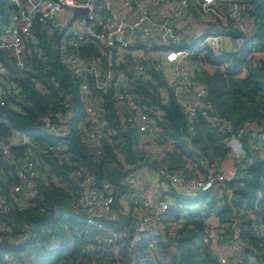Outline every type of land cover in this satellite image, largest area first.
Listing matches in <instances>:
<instances>
[{"label": "trees", "instance_id": "1", "mask_svg": "<svg viewBox=\"0 0 264 264\" xmlns=\"http://www.w3.org/2000/svg\"><path fill=\"white\" fill-rule=\"evenodd\" d=\"M238 2L245 8V13L254 18L252 33L244 37L234 51L214 54L206 50L204 60L213 71L204 69L196 74L194 80L205 86L207 100L214 108L212 114L229 121L234 131L245 123H254L256 129L263 131L264 0ZM14 10V0H0V26L9 21V15ZM31 34L34 40H28L26 48L29 52L27 62L33 65L35 71L34 81L31 78L21 80L13 63L9 65L13 79L23 86L24 96L21 112L8 107L0 108V137L8 142L16 133H26L34 141L61 143L71 153L72 159L94 172L99 181L106 179L121 194L127 192L128 187L122 182L129 179L142 162L136 153L139 139L136 130L129 127L124 130L121 126L110 92L96 93L102 98L98 115L107 121L106 133L114 131V134L108 135L110 144L106 134L103 136L102 146L106 156L102 158V163L106 167L100 169L93 162L94 148H88L82 140L83 130L78 128V121L83 117L78 93L80 78L72 77L61 61L59 33H49L41 22L35 20ZM75 51L89 62L102 58L99 47L91 42ZM101 62L102 68H106L105 60ZM45 67H48L47 71ZM149 72L155 77L156 85L151 81L138 80L132 90L142 101L149 100L163 108V121L157 120L156 124L161 135L172 142V148L163 160L167 176L162 178V183L172 191L173 203L161 219V229L158 227L155 230L154 237L159 248L156 258H151L146 252V240L132 244L133 234L127 236L128 247L117 259L109 250L99 252L95 247H89L88 240L78 237L73 228L80 230L84 227L78 222L80 216L75 217L73 213L75 191L70 194L60 187L36 180L34 197L20 210L9 195L13 186L20 185V178L15 166L0 150V193L10 206L7 212L0 210V264H222L210 250L206 221L211 216H215L218 222L219 242L232 244L234 234L237 235L240 250L230 264H264V157L261 158L259 151L252 149L253 144L259 143L258 149L264 153V139L258 142L253 131L241 137L245 154L235 160L238 167L236 176L223 184L230 193L223 196V202L218 200L215 192L220 184L213 191L178 194L177 186L172 184L169 176L178 173L187 178L195 177L190 164L194 163L196 169L205 172L207 168L204 165L211 168L223 161L228 156L225 145L228 134L209 123L200 110L188 123L187 114L172 89L166 87L162 75L152 69ZM35 81L46 85L48 93L38 91ZM158 87L166 88L164 103L157 93ZM63 101L70 102L69 109L63 107ZM60 109L63 112L69 110L71 115L64 125L65 135L56 138L44 132L42 118ZM189 126L193 128L192 133L188 130ZM251 140L254 142L249 143ZM7 145L16 157L25 149L17 142ZM116 153L125 156L130 169L122 170ZM111 162L117 167L111 168ZM156 165V162L150 164L151 167ZM129 205L133 210L134 205ZM119 214L126 225L131 223L130 214ZM172 222L176 225L172 226ZM110 225L120 226L117 223ZM34 259L36 261L30 262Z\"/></svg>", "mask_w": 264, "mask_h": 264}, {"label": "built area", "instance_id": "2", "mask_svg": "<svg viewBox=\"0 0 264 264\" xmlns=\"http://www.w3.org/2000/svg\"><path fill=\"white\" fill-rule=\"evenodd\" d=\"M14 1L16 10L10 13L9 21L0 26V108L8 107L21 112L23 86L13 79L9 65L13 63V68L19 72L21 80L31 78L34 81L35 71L33 65L27 62L29 52L26 43L34 40L31 30L37 20L49 33H59L61 61L72 77L80 78L78 93L83 117L78 121V128L83 130L82 140L88 148L91 146L95 150L93 162L100 169H105L106 165L102 163V158L105 157L103 136L106 134L110 144L109 136L114 134V131L106 133V120L97 119L102 99L96 95L97 92H110L121 126L124 130L127 127L136 130L139 136L136 153L142 162L139 163L140 168L122 182L128 187V191L121 194L110 181H99L94 172L73 160L63 144L34 141L26 133H16L8 142L0 137V150L15 166L20 178V185L13 186L9 195L22 210L34 197L36 180L60 187L70 194L75 191L72 209L75 217L80 216L78 222L84 227L80 230L78 227L73 228L78 237L88 240L89 247H95L99 252L109 250L117 259L128 247L127 236L133 234L132 244L141 239L146 240L145 250L155 259L159 251L154 237L155 230L162 227L161 219L170 205L168 198L172 193H164L162 183V178L167 176L163 160L171 150L172 142L161 135L156 124L157 120L163 121V108L149 100L142 101L132 90L133 85L138 80L151 81L156 85L155 77L149 71L152 69L158 72L187 114L188 123L192 122L196 111L200 110L209 123L222 133L228 134L225 145L229 158L234 162L232 173L216 169L202 178H187L178 173L169 176L172 184L181 193L213 191L219 184L231 180L238 173L235 160L240 159L245 152L242 145L237 148L235 143L240 142L241 137L248 131H253L259 142L264 139V130L256 135V125L245 123L239 130L234 131L229 121L212 114L214 108L207 100L205 86L194 79L204 69L213 71L212 66L204 60L206 50L214 54L236 50L244 37L252 33L254 18L245 13V8L238 0H220L216 4L215 0H155L158 3L168 2L169 12L163 18L157 19L147 8H141L132 20H126L117 14L113 6L116 2H120L121 6H138L141 0ZM222 1L224 8H217ZM108 3L112 6L109 9L104 6ZM193 8L202 15L208 12L209 19L201 36L182 44V36L175 25ZM73 9H88L87 20L82 14H73ZM88 42L96 44L100 49L102 58L96 62H89L75 51ZM224 42L229 43L230 49L224 47ZM102 59L107 63L106 68H102ZM44 70L47 71L48 67ZM34 83L42 94L48 93L46 85L39 81ZM157 93L164 103L167 99L166 88L158 87ZM62 104L66 110L70 108L69 101H63ZM69 115V110L50 112L42 118V129L47 135L62 138ZM188 130L192 133L193 128L189 126ZM141 141L144 145L148 143L151 149L143 150ZM10 142H17L25 147L20 156L10 153L7 145ZM166 144L169 145L168 149L159 152L158 148ZM259 145L253 144L252 149L257 150ZM118 154L116 153V158L122 170L130 169V164L120 161ZM153 162L157 163L156 167L150 166ZM116 167L111 162V168ZM138 173L148 177L146 187L136 185L133 177ZM129 204L134 205L133 210ZM9 207L0 193V210L7 212ZM119 207L122 209L119 210ZM140 209L144 211L143 215L138 214ZM119 213L130 214L131 223L126 225ZM110 223L120 226L114 227ZM171 224L175 226L176 222ZM236 238L235 233L230 245L233 250L238 251L240 246Z\"/></svg>", "mask_w": 264, "mask_h": 264}, {"label": "crops", "instance_id": "3", "mask_svg": "<svg viewBox=\"0 0 264 264\" xmlns=\"http://www.w3.org/2000/svg\"><path fill=\"white\" fill-rule=\"evenodd\" d=\"M220 2V0H215V4L216 2ZM21 2V0H20ZM104 6L111 8L110 7V3L108 4H104ZM116 10H117V14L122 15L126 20H132L135 19L136 16L138 15V12L141 8H147L148 11L150 12V14L157 18H163V15L167 12H169V5L168 2H160L158 3L155 0H141L140 3L137 5H131V6H121L120 2H116L113 6ZM217 8H224V2L222 1L221 4H219L218 6H216ZM207 19H209V13L206 12L205 14H200L199 12L196 11V9H191L189 12H187L175 25L176 30L181 34L182 36V44L188 43L191 40L196 39L198 36H201L203 29L206 26V21ZM224 47L226 49H228L230 47L228 42H224ZM230 49V48H229ZM262 129H256V133L261 132ZM249 143H251L249 141ZM235 146H237V148H239L241 146L240 142L235 143ZM257 151H259L258 155L263 158L264 157V153L261 152L259 149H257ZM205 169L207 168V170L205 172H202L198 169H193L195 171H193L195 177H200L202 178L205 174H207L209 171H214L216 170H220V171H224L226 173H232L234 170V162L231 161V159L229 158V156H227L223 161H221L220 163H215L213 164V167L208 168L207 165H204ZM177 174V173H175ZM136 185L138 187H146L147 183H148V177L138 173L133 177ZM225 185H221L219 188H217V190L215 192L216 193V197L218 198L219 201L223 202V196H228L230 195V193L224 189ZM163 191L164 193L167 194V192H170L171 190L168 189V185H164L163 187ZM172 192V191H171ZM178 194H182L179 191H176ZM170 204L173 203V193H171V197L168 198ZM183 204V203H182ZM197 206V205H195ZM195 208V207H194ZM139 215H143L144 211L142 209H140L138 211ZM207 224V234H208V241H209V245H210V250L213 254V256H215L218 260H220V262L222 264H230L232 257L236 256V252L237 251H233V247L232 245H230L229 243H224V242H219L218 241V222L215 216H211L209 217V219H207L206 221Z\"/></svg>", "mask_w": 264, "mask_h": 264}, {"label": "rangeland", "instance_id": "4", "mask_svg": "<svg viewBox=\"0 0 264 264\" xmlns=\"http://www.w3.org/2000/svg\"><path fill=\"white\" fill-rule=\"evenodd\" d=\"M19 1H20V0H18V2H19ZM97 119H98V121L101 120L98 116H97ZM88 133H90V129L88 130ZM94 139H96V138H94ZM97 139L99 140L98 137H97ZM142 142H143V141H141L140 144H141V148H142L143 150H150V149H151L148 143L144 145ZM168 147H169L168 144L163 145V146H160V147L158 148V151H159V152H162L164 149L167 150ZM105 156H106V155H105ZM118 159H119L120 161H122V162H125V161L127 162V160H126V158H125V156H124L123 154H120V153H119V154H118ZM190 166H191L193 169H196L194 163H193V164H190ZM192 171H195V170H192ZM233 251H234V250H233ZM33 261H36V259H34V260L30 261V262H33ZM225 264H226V262H225Z\"/></svg>", "mask_w": 264, "mask_h": 264}, {"label": "water", "instance_id": "5", "mask_svg": "<svg viewBox=\"0 0 264 264\" xmlns=\"http://www.w3.org/2000/svg\"><path fill=\"white\" fill-rule=\"evenodd\" d=\"M72 13L73 14H82V15L85 16V18L87 20V16H88L89 10L88 9H73Z\"/></svg>", "mask_w": 264, "mask_h": 264}]
</instances>
